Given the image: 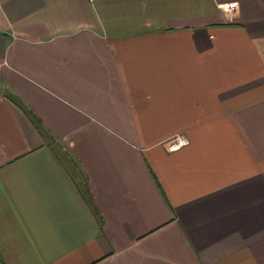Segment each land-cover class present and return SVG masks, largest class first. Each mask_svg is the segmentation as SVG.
<instances>
[{
	"label": "crops",
	"instance_id": "obj_1",
	"mask_svg": "<svg viewBox=\"0 0 264 264\" xmlns=\"http://www.w3.org/2000/svg\"><path fill=\"white\" fill-rule=\"evenodd\" d=\"M0 264H264V0H0Z\"/></svg>",
	"mask_w": 264,
	"mask_h": 264
},
{
	"label": "trees",
	"instance_id": "obj_2",
	"mask_svg": "<svg viewBox=\"0 0 264 264\" xmlns=\"http://www.w3.org/2000/svg\"><path fill=\"white\" fill-rule=\"evenodd\" d=\"M23 110L26 112L29 119L31 121H33V123L35 124L37 129L44 135L46 130L43 127V125L41 124V121H40L39 117L36 115V113L27 106L23 107ZM66 153H68V152H66ZM75 166L77 167L76 169L78 171V174L73 176L75 183H76L78 189L80 190L83 198L85 199V201L87 202V204L89 205L91 210L93 211V213L99 218V215L97 214V211L95 210V207L93 206V203H92V195H91V192H90L88 185H87V176L80 169V167L78 166L77 163H75Z\"/></svg>",
	"mask_w": 264,
	"mask_h": 264
},
{
	"label": "rangeland",
	"instance_id": "obj_3",
	"mask_svg": "<svg viewBox=\"0 0 264 264\" xmlns=\"http://www.w3.org/2000/svg\"><path fill=\"white\" fill-rule=\"evenodd\" d=\"M52 146L56 150V152L61 154L62 158L66 160V163L71 167V170L74 171L75 169L73 167V164H71V162L66 159L67 156L66 152L68 151V149L62 148V146L58 145L57 143H52ZM75 172L76 174H78L77 169L75 170Z\"/></svg>",
	"mask_w": 264,
	"mask_h": 264
}]
</instances>
